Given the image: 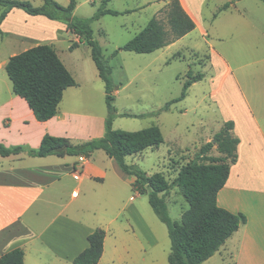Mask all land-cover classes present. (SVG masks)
I'll list each match as a JSON object with an SVG mask.
<instances>
[{
	"label": "crops",
	"instance_id": "obj_1",
	"mask_svg": "<svg viewBox=\"0 0 264 264\" xmlns=\"http://www.w3.org/2000/svg\"><path fill=\"white\" fill-rule=\"evenodd\" d=\"M180 1L196 23L192 33L200 26L196 17L198 0ZM74 37L79 42L74 50L87 42ZM61 60L77 85L65 90L57 114L46 121L38 120L28 102L9 88L0 100V142L9 147L23 145L28 150L39 148L45 134L65 137L73 144L104 136L108 113L95 114L92 88L84 87L77 72ZM115 88L117 95L120 90L116 84ZM248 105L245 127L239 130V123L234 121L232 133L240 140L238 160L231 165L217 199L219 206L244 213L247 222L208 259L218 256L222 264H264V114H257ZM225 122L200 140L188 137L182 142L180 136L169 139L168 161L179 158L178 152L194 142L211 140ZM219 154L216 146L210 153ZM136 155L140 152L128 156L127 162L136 164L130 162ZM7 157L16 164L0 169V256L21 247L25 264H74V258L89 246L88 235L102 228L106 237L100 264H159L155 250L160 244V218L141 199L145 194L134 190L129 175L104 150H96L87 158L35 157L27 151ZM67 176L76 180V186L71 190V200L64 203V193L69 189ZM176 188L166 194V200L177 192ZM170 251L171 247L168 256Z\"/></svg>",
	"mask_w": 264,
	"mask_h": 264
},
{
	"label": "rangeland",
	"instance_id": "obj_2",
	"mask_svg": "<svg viewBox=\"0 0 264 264\" xmlns=\"http://www.w3.org/2000/svg\"><path fill=\"white\" fill-rule=\"evenodd\" d=\"M30 1L35 6L44 2ZM56 1L68 5L70 0ZM102 1L77 0L74 15L92 17ZM168 2L110 0L107 8L120 14L102 15L92 23V28L94 38L100 42L109 58V64L113 67L112 78L120 90L115 94L114 107L119 116L114 120V127L137 131L158 125L166 140L159 149H146L130 158V162L134 160L147 173L164 171L168 178L173 179L177 168L192 160L206 142H194L193 146L189 145L178 152L179 158L173 157L168 161L169 139L180 136L184 142L188 137L202 138L219 130L223 121L235 119L241 130L246 124L248 104L257 114H264V0H198L196 17L200 26L186 37L153 53L122 49L112 56L115 50L137 35L153 16L158 17L165 29L170 31L166 17ZM226 3H230V6L224 9ZM7 14L0 24V100L9 88H13L5 69L9 58L37 44H51L77 72L84 87L92 88L95 114L108 113L105 83L98 74L87 42L76 50L70 49L75 42L74 34L59 19L29 15L20 8H14ZM189 68L195 73L203 71L206 76L189 90L184 100L170 104L168 110L160 111L181 95ZM14 164L16 161L0 155V169H8ZM66 181L69 189L64 193V203L71 200V190L76 186L72 176H67ZM176 189L177 192L166 201L170 216L180 222L189 203L180 189ZM148 198L145 194L141 199L154 212ZM159 221L160 244L155 253L159 264H170L167 260L171 247L168 227ZM220 260L216 256L202 264H222Z\"/></svg>",
	"mask_w": 264,
	"mask_h": 264
},
{
	"label": "trees",
	"instance_id": "obj_3",
	"mask_svg": "<svg viewBox=\"0 0 264 264\" xmlns=\"http://www.w3.org/2000/svg\"><path fill=\"white\" fill-rule=\"evenodd\" d=\"M35 6L30 0H0V24L7 13L20 8L29 15H43L52 20H61L67 24V30L77 35L80 41L85 39L91 47V55L98 69L100 78L105 83L106 107L108 115L105 121V134L101 138L91 139L79 144L71 143L65 137L45 134L39 148L26 149L23 145L7 146L0 142V155L7 157L27 151L30 156L45 157L65 155L90 157L96 150H104L115 158L120 168L129 175L133 188L141 194H147L153 210L168 227L171 240L170 264H202L212 257L226 240L247 222V216L231 212L218 203V194L226 184L231 165L238 160L237 147L240 142L232 133L235 122L228 120L211 141L200 148L196 156L178 169L177 175L170 179L163 171L149 174L137 164H129L128 156L142 152L147 148L160 146L165 138L158 125L128 131L114 128V120L119 116L115 106V83L112 78L113 67L109 64L103 46L94 38L92 23L105 14H120L107 8L110 0H103L101 7L92 17H77L74 11L77 0H70L62 5L56 0H43ZM230 3H226V9ZM170 31H167L156 16L135 35L128 43L115 50H129L137 53H151L167 46L195 29L196 23L185 11L180 0H169L167 7ZM79 42H74V49ZM7 75L13 83L14 92L23 97L40 121L54 117L65 90L77 85V80L59 57L51 44H37L12 55L6 66ZM205 73L194 72L189 68L183 83L181 95L160 109L168 110L170 104L184 100L190 87L203 80ZM123 115V114H122ZM128 115V114H125ZM219 155H210L214 147ZM178 187L189 203V208L182 214L180 222L169 214L166 194ZM106 231L96 228L88 235L89 246L77 255L74 264H100L104 251ZM25 252L16 247L0 256V264H25Z\"/></svg>",
	"mask_w": 264,
	"mask_h": 264
},
{
	"label": "built area",
	"instance_id": "obj_4",
	"mask_svg": "<svg viewBox=\"0 0 264 264\" xmlns=\"http://www.w3.org/2000/svg\"><path fill=\"white\" fill-rule=\"evenodd\" d=\"M84 159V158H83Z\"/></svg>",
	"mask_w": 264,
	"mask_h": 264
}]
</instances>
